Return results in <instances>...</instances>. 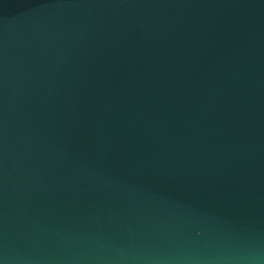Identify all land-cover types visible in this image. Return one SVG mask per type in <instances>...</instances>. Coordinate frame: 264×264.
I'll return each mask as SVG.
<instances>
[{"label": "water", "instance_id": "obj_1", "mask_svg": "<svg viewBox=\"0 0 264 264\" xmlns=\"http://www.w3.org/2000/svg\"><path fill=\"white\" fill-rule=\"evenodd\" d=\"M0 264H264V0H0Z\"/></svg>", "mask_w": 264, "mask_h": 264}]
</instances>
